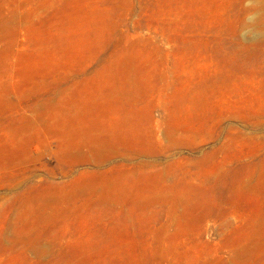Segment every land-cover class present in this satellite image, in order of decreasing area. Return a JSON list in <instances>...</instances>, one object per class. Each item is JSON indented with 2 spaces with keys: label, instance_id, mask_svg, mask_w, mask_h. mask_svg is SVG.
I'll list each match as a JSON object with an SVG mask.
<instances>
[{
  "label": "rangeland",
  "instance_id": "obj_1",
  "mask_svg": "<svg viewBox=\"0 0 264 264\" xmlns=\"http://www.w3.org/2000/svg\"><path fill=\"white\" fill-rule=\"evenodd\" d=\"M0 264H264V0H0Z\"/></svg>",
  "mask_w": 264,
  "mask_h": 264
}]
</instances>
